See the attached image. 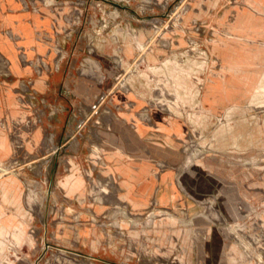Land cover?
Segmentation results:
<instances>
[{
  "label": "rangeland",
  "instance_id": "374dc122",
  "mask_svg": "<svg viewBox=\"0 0 264 264\" xmlns=\"http://www.w3.org/2000/svg\"><path fill=\"white\" fill-rule=\"evenodd\" d=\"M76 1L91 9L87 19L93 25L85 24L78 34L90 49H96L106 35L126 33L130 21H152L157 27L154 43L167 47L171 42L167 57L194 76L209 69L214 45L233 37L235 11L249 4L248 0ZM112 12L125 17L119 28L103 25ZM145 38L142 33L141 39ZM138 47L141 54L146 52V44ZM85 48L84 68L99 69L94 52ZM0 57V66L7 68L8 59L1 51ZM163 91L172 95L168 87ZM100 96L93 94L71 110L59 145L56 131L50 129L40 144L44 155L32 161L16 157L0 162L4 169H0V207L7 218L11 206L16 217L29 214L33 219L23 222L21 235H8V220H0V264H264V79L230 109L195 116L194 136L186 145L174 194L164 204L156 198L142 206L125 202V191L100 155L104 146L100 124L113 115L93 107ZM52 104L45 112L58 120L67 107ZM71 172L85 178L84 189L71 193L64 185ZM13 180L19 188H13ZM90 210L99 218L90 220ZM108 213L124 219H109L104 216ZM87 229L97 234L89 252L78 240ZM152 245L155 251L148 254ZM121 249L135 257H118Z\"/></svg>",
  "mask_w": 264,
  "mask_h": 264
},
{
  "label": "crops",
  "instance_id": "0c3cea01",
  "mask_svg": "<svg viewBox=\"0 0 264 264\" xmlns=\"http://www.w3.org/2000/svg\"><path fill=\"white\" fill-rule=\"evenodd\" d=\"M37 2L38 9L33 10L26 9L20 0H0V51L8 59L7 68L0 66V162L16 157L32 161L44 155L40 144L50 129L56 131L59 145L71 110L99 93L101 99L93 107L113 114L109 122L100 124L104 139L100 155L125 191V202L131 207L151 204L155 198L160 201L158 190L165 187L169 191L166 203L174 194L186 145L194 136L195 116L205 111L214 115L224 112L263 82L264 0H250L235 11L233 37L214 45L209 69L196 76L167 57L170 41L167 47L154 43L157 27L152 21H130L128 31L119 34L116 42L106 35L91 51L89 42L78 38L69 22L75 20V5L67 3L60 9ZM47 32L67 51L60 69H55L53 43L42 37ZM140 44L147 46L143 54ZM85 46L89 53L94 52L91 55L96 56L101 68H84ZM43 61L48 70L42 67ZM165 87L171 91L170 97L164 94ZM54 101L67 109L58 120H46L41 113ZM145 111L148 114L143 115ZM89 151L91 155L92 149ZM12 183L13 188H19V182ZM13 210L8 206L7 218L0 207V220H8V235H21L23 222L33 219L29 214L16 217ZM89 216L94 220L99 215L90 210ZM104 216L124 219L114 213ZM96 236L93 229L79 236L85 252L94 245ZM154 251L152 245L148 254ZM117 252L127 260L135 257L125 249Z\"/></svg>",
  "mask_w": 264,
  "mask_h": 264
},
{
  "label": "built area",
  "instance_id": "2783aa9c",
  "mask_svg": "<svg viewBox=\"0 0 264 264\" xmlns=\"http://www.w3.org/2000/svg\"><path fill=\"white\" fill-rule=\"evenodd\" d=\"M23 4H24V7L26 9H33V10H37L38 9V2L37 0H20ZM41 2H43L45 5H49V6H55V7H58V8H62L64 5H66V0H40ZM68 3H70L71 5H75L77 7L75 13H76V16H75V20L72 21V19H69V22L71 23L72 26H75L76 28V33H79L80 30L83 28V26H85V24H90L91 22L87 19H84V15H85V12L87 10V4H78L76 0H68L67 1ZM121 13V12H120ZM87 15V14H86ZM106 21V22H105ZM103 25H105L106 27H109V25H113L115 24V27L116 28H119V25H121V14H116L114 15V13L112 12L111 15H109V19L108 20H105ZM93 23V22H92ZM91 23V24H92ZM93 25V24H92ZM43 39L48 42V43H53L52 46H53V50L55 51V53L57 54V63H56V66H55V69H60V66L62 64V62L67 58V51L58 43L55 41V38L52 34L50 33H44L42 35ZM80 37H83V34L81 33ZM111 40H113L114 42L118 40V35L115 36H111L110 37ZM91 51L93 50V48L90 49ZM42 67L45 68V69H49V66L46 62H42ZM101 68V66H100ZM102 79H106V75H102ZM53 106L52 103H50V106H49V110L50 108ZM110 109V107H107ZM49 110L47 111L48 114L46 112H43L41 113L42 116L44 118L47 117V115L49 116L50 118V115H49ZM148 114L147 111H145L143 113V115H146ZM1 170H4L3 167H0Z\"/></svg>",
  "mask_w": 264,
  "mask_h": 264
},
{
  "label": "bare ground",
  "instance_id": "6f19581e",
  "mask_svg": "<svg viewBox=\"0 0 264 264\" xmlns=\"http://www.w3.org/2000/svg\"><path fill=\"white\" fill-rule=\"evenodd\" d=\"M248 1H250V0H248ZM234 21V20H233ZM235 30V29H234ZM222 42V41H221ZM261 43H263V42H261ZM223 55H225V54H223ZM247 55H248V53H247ZM229 56V55H228ZM2 57V56H1ZM0 57V58H1ZM3 58V57H2ZM226 58V57H225ZM1 61V60H0ZM2 61H3V59H2ZM3 63V62H2ZM251 63V62H250ZM5 64V63H4ZM252 65V64H251ZM260 69V68H259ZM263 69V68H262ZM261 69V70H262ZM257 71V70H256ZM262 72V71H261ZM252 104V103H251ZM248 143V142H247ZM229 144V143H228ZM129 171V170H128ZM131 172V171H130ZM122 173V172H121ZM132 173V172H131ZM113 174V177H115V174L114 173H112ZM137 175V174H136ZM141 175V174H140ZM166 175H167V173H165V175L163 176L164 178L166 177ZM14 177V176H13ZM12 177V178H13ZM87 177V176H86ZM125 177V176H124ZM88 178V177H87ZM94 183V182H93ZM67 188H68V190L71 192V193H74V192H76V191H78V190H82L83 189V187L85 186V179H84V177L81 175V174H78V173H76V172H71V174L68 176V179H67V182L64 184ZM30 187V186H29ZM34 188H35V186H34ZM95 188V187H94ZM93 188V189H94ZM99 188V187H98ZM101 189V188H100ZM95 190V189H94ZM30 192V191H29ZM158 198L160 199V202H162V203H164L165 201H166V198H167V196H168V194H169V191H168V189L167 188H160L159 190H158ZM95 194V193H94ZM33 197V196H32Z\"/></svg>",
  "mask_w": 264,
  "mask_h": 264
}]
</instances>
